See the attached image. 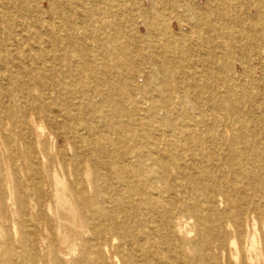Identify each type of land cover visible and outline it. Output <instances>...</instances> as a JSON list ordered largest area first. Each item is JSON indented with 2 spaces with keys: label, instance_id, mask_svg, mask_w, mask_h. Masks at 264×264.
Here are the masks:
<instances>
[{
  "label": "rangeland",
  "instance_id": "rangeland-1",
  "mask_svg": "<svg viewBox=\"0 0 264 264\" xmlns=\"http://www.w3.org/2000/svg\"><path fill=\"white\" fill-rule=\"evenodd\" d=\"M9 1L0 0V24L4 25L0 30L7 45L2 46L0 55V264H92L95 260L96 264H124L121 256L131 254L115 232L99 228L93 211H82L79 206L85 200L98 199L93 186L95 166L88 162V156L74 163L84 145L70 130L73 124L85 125L91 116L104 112L118 121L112 98L123 112H137L142 121L148 120L152 106L154 120L193 124L201 136L220 138L223 156L229 153L235 136L244 133L248 137L239 141L240 150L255 144L256 154L245 161V173L259 176L263 198L257 202L253 197V203H245L249 210L240 237L235 227H229L224 246L206 238L205 252L210 259L202 264H264L262 36L251 42L249 55L236 46L233 55L226 56L225 24L213 12L215 32L205 28L200 35L183 36L168 49L165 37L145 35L144 27L142 33L137 32L141 17L135 0H92L90 34L106 46L99 54H91L92 67L87 71L63 39L59 38L56 46L52 44L54 36L69 32L81 36L82 30L69 31L63 24L71 17L83 21L81 6L85 0H59L56 7L50 0H22L25 12ZM4 6L11 8L13 21L5 19ZM175 11L184 19L189 15L182 7ZM111 21L121 28L118 30ZM50 23L56 25L54 32ZM43 49L48 50L45 53ZM56 53L65 56L58 58ZM120 54L127 59L119 60ZM41 63L50 69H42ZM69 82H74L71 90L64 89L62 84ZM164 82L176 91L167 105L161 104V96L155 91ZM206 83L211 86L205 87ZM230 88L236 97L244 96L240 106L243 117L223 121L219 115L238 111ZM244 90L247 95H243ZM66 113L72 114L70 120L64 117ZM98 130L107 138L117 139L111 129ZM197 167L190 170L192 179L199 176ZM188 185L170 194L175 205L172 231L182 252L175 264H197L204 254V249H199L204 233L185 209L195 202L192 195L199 190ZM81 191L85 196H79ZM224 200L219 195L218 208L225 207ZM243 203L234 201L232 206Z\"/></svg>",
  "mask_w": 264,
  "mask_h": 264
},
{
  "label": "bare ground",
  "instance_id": "bare-ground-1",
  "mask_svg": "<svg viewBox=\"0 0 264 264\" xmlns=\"http://www.w3.org/2000/svg\"><path fill=\"white\" fill-rule=\"evenodd\" d=\"M85 1L81 6L83 21L77 22L71 17L63 24L69 31L82 30L79 33L81 36L77 38L72 32H66L67 34L60 37L54 36L52 44L56 46L60 42L59 38L63 39L62 43L78 59L77 63L88 71L92 67L91 54H99L106 45L105 42L91 37L92 24L88 12L92 0ZM13 2H15L12 3L13 6L20 12L26 11L22 0H13ZM58 2L59 0H50L52 7H56ZM135 4L141 17L136 28L137 32L142 33L144 27L145 35L155 34L165 37L168 49H171L183 36L200 35L205 28L215 32V19L211 17L213 12H216L220 21L225 24L226 56L233 55L236 46L247 55L250 52L251 42L261 36L264 48V0H203V2L149 0L146 3L135 0ZM178 7L189 12L186 19L175 11ZM3 10L7 16L5 19L9 22L13 21L10 18L11 8L4 6ZM111 23L118 30L121 28L118 23L112 21ZM3 26L0 24V29ZM49 27L53 28V32L56 29L55 24L50 23ZM5 42L0 30V55L3 52L2 46H7ZM47 50L42 51L46 53ZM121 53H124L123 49ZM56 55L59 56L58 58L65 56L62 53ZM118 59L125 61L127 58L124 54H120ZM41 65L44 70L50 69L43 63ZM207 73L206 75L210 76V71ZM73 83L69 82L62 86L71 90ZM210 86L209 83L205 84V87ZM155 91L161 96L160 102L163 105L169 104L172 101L171 94L176 92L166 82ZM230 93L234 97V105L238 111L233 115L228 113L219 115L223 121L243 117L240 106L244 103V96L236 97L234 88H230ZM242 93L247 95V90ZM71 98L70 102H72ZM111 102L114 104V117L118 121H112L104 112L98 116H91L85 125L73 124L70 130L75 140L87 147V150L82 147L83 149L74 158V163L77 164L81 156H88V162L95 166L93 186L98 199L94 202L85 200L79 205L81 210L87 208L93 211L96 221L100 222V229L113 231L121 237L123 246L125 245L131 253L121 256L124 264H175L177 259L181 258L182 252L176 243L175 232L172 231V213L175 205L170 194L178 188H188V184L191 183L199 192L196 196L192 195L195 202L187 205L185 209L196 218L205 237L199 245V249H204V254L197 259V264L207 263L210 256L205 252L206 238L212 237L219 242V245L224 246L229 227H235L240 237L249 210L245 203L247 201L253 203V197L257 202L263 198L259 190L262 185L259 176H247L245 173V161L253 156L252 154L254 156L256 154L255 144L240 150L239 141L248 140L243 133L234 137L229 153L223 156L219 151L221 139L214 137L209 140L201 136L196 128H192L195 127L193 124L185 122L171 124L154 120L152 106L151 112L146 115L148 120L142 121L137 118V112L125 113L119 107L117 100L112 98ZM64 117L70 120L72 114L66 113ZM241 124L245 125L244 120ZM99 128L111 129L117 135V139L99 134ZM195 165L198 166L199 176L192 179L190 170ZM244 178H247L246 185ZM183 180H186V183ZM103 186H107L105 191L101 190ZM250 190L254 195L249 194ZM219 195H223L225 199L226 205L223 209L217 206ZM79 196H85V191H81ZM240 200H244V203L232 206V202ZM207 204H213L214 207L205 209L204 206ZM97 261L91 263L96 264Z\"/></svg>",
  "mask_w": 264,
  "mask_h": 264
}]
</instances>
